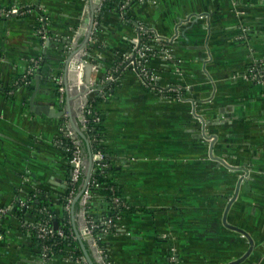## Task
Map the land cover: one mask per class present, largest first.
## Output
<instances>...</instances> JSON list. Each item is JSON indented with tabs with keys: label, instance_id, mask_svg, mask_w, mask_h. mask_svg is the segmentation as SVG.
I'll use <instances>...</instances> for the list:
<instances>
[{
	"label": "crops",
	"instance_id": "0c3cea01",
	"mask_svg": "<svg viewBox=\"0 0 264 264\" xmlns=\"http://www.w3.org/2000/svg\"><path fill=\"white\" fill-rule=\"evenodd\" d=\"M95 1L0 0L27 10L0 19V206L9 209L0 264H80L70 255L43 261L28 228L39 219L25 201L44 193L59 220L82 233L81 206L72 200L66 211L60 204L71 168L56 142L64 127H79L84 85L98 87L86 103L102 100L104 143L130 209L104 234L105 248L83 239L93 264H227L242 257L248 241L222 223L245 175L232 168L247 171L248 179L226 221L251 237L254 248L242 264L255 263L264 256V89L248 74L264 61V0H146L132 8L133 0H120L100 21L103 0ZM91 3L92 34L81 55L87 65L69 86L66 106L64 63L83 43L78 32ZM135 23L151 35L145 69L158 92L148 91L131 65L113 79L132 53ZM174 88L181 98L167 92ZM211 145L224 164L210 158ZM16 203L21 216L13 212ZM93 205L100 218L102 202Z\"/></svg>",
	"mask_w": 264,
	"mask_h": 264
},
{
	"label": "trees",
	"instance_id": "16d2710c",
	"mask_svg": "<svg viewBox=\"0 0 264 264\" xmlns=\"http://www.w3.org/2000/svg\"><path fill=\"white\" fill-rule=\"evenodd\" d=\"M120 0H103L101 6H100V11L98 14V21H100V17L105 12L106 10H113V9H118V5L120 4ZM119 2V3H118ZM141 3L139 0H133L132 3L130 4V8L139 6ZM125 18L131 23H134L133 15L130 12V9L127 8L123 11ZM136 22V21H135ZM144 39H142V42ZM149 43V40H146V44ZM102 101L98 97H94V99H89L86 103V107L91 109L92 112H95L97 114H100L97 111V104L98 102ZM93 115L88 116L89 122L87 123V126L85 129L83 128V123L80 121L79 124V129L82 132L84 139H80L79 137H76L74 143L77 144L81 151V158L82 160H85L87 157V150H89L91 157L94 154L101 153L103 156V161L99 164L93 163L92 164V169H91V174L89 178V185L90 186V193L92 195V200L87 207L88 211V216L91 217L96 223H100L103 219H111L112 223L120 217H124L127 215L130 211V209H127V206L124 204V197L122 196L121 190L116 184L115 181V175L117 174L115 168L111 165L110 163V157L108 155L107 147L105 145V137L103 133V127L100 124H94L92 122ZM65 128V127H64ZM63 128V129H64ZM93 128V130H91ZM93 139L95 141H93ZM59 141H61L62 148L63 150H68L64 151L65 158L67 162L71 158V152L75 146V144L69 139L65 137L64 130L61 133V136L59 138ZM84 180V171H82L78 182L75 185V191L74 195L72 197V200L74 197L77 195L79 192L81 185ZM70 192V187L67 189L65 193V197L63 200L60 202L62 208L68 204L67 197ZM117 197L120 200V203L116 205L113 202V198ZM95 201H100L102 202L103 205V213L101 217L99 218L96 213H95V207L93 203ZM25 205H27V211L29 213L33 212L37 214V219H41L44 217V215L39 214V210L41 208H46L47 211L50 214H53L56 216L57 223H58V228L63 229L65 234H68V229L72 228L70 227L69 224L64 225L62 221L59 220V215L56 211V208L54 206V203L50 201L49 198H46L44 193L42 194H37L35 197H30L28 200L25 201ZM76 207L80 206V200L77 201L75 204ZM24 208H20V205L16 203L13 208V212H15L18 216H21L23 214ZM64 217L65 212L61 213ZM58 217V218H57ZM113 231V229H110V231ZM3 232V228H2ZM103 234L101 233L100 230H96L93 232V237L96 239L97 244L99 247H106L105 243L103 242ZM52 246L55 244L53 248V255L54 256H61V255H70L71 258L75 261L78 260L80 264H85L81 262V259L83 258V254L78 246V242L73 240L72 238L67 239V240H60V239H53L51 241L47 242ZM258 264H264V257L261 259V261Z\"/></svg>",
	"mask_w": 264,
	"mask_h": 264
},
{
	"label": "built area",
	"instance_id": "2783aa9c",
	"mask_svg": "<svg viewBox=\"0 0 264 264\" xmlns=\"http://www.w3.org/2000/svg\"><path fill=\"white\" fill-rule=\"evenodd\" d=\"M141 3L146 2V0H139ZM25 13H27L26 9H23L21 7L17 6H0V19L4 17H11V16H23ZM138 31L136 34V37L133 38L132 40V48H131V57L133 54L136 56L135 59V69L133 71L136 73L138 79L144 84V86L148 89V91L151 92H158L159 89L156 87V78L153 76L148 75L146 69H145V63L148 60L149 57V52H150V47L149 43L146 44V40H151V35L144 29L143 27H137ZM39 34L43 37L44 34L42 31H39ZM142 39L144 41L142 42ZM132 67V64H130ZM37 64L36 62L32 63V67L28 69L27 75L30 76L33 74L34 70L36 69ZM248 78L250 79L251 82L259 84L262 86L264 89V61H258L254 63L248 74ZM62 91V88L60 89ZM91 92V91H90ZM89 92V93H90ZM168 93L174 94V97L179 99L181 98V89L180 88H174V89H169L167 90ZM1 93V92H0ZM93 115L92 122L94 124H100L102 121V118L100 114H97L95 112H92L91 109L87 108L86 105L82 108L81 116H82V123H83V128L87 126V123L89 122L88 116ZM65 137L69 138L73 143L76 139L75 135L69 128L65 127L64 129ZM93 130V128H91ZM93 141H95L93 139ZM75 146L71 152V158L68 161V164L70 165V176H69V187H70V192L67 197L68 204L65 206V210L69 211V205L72 202V197L74 195V189L75 185L79 180V177L82 173L83 169V160L81 158V151L79 147L77 146L76 143H74ZM56 146L64 151L62 148L61 141L56 142ZM103 161V156L101 153L94 154L92 156V163H101ZM90 186L89 183L87 184L80 200V206L82 209L83 217H84V227L82 229V235L87 236L90 238L93 237V232L96 230H100L101 233L104 235L107 233L110 229L113 227V223L111 219H103L99 224L96 223L91 217L88 216V211L87 207L89 206L91 200H92V195L90 193ZM113 202L118 205L120 203V200L117 197L113 198ZM21 206H23V203H21ZM9 209L3 206H0V239L3 236L2 232V220L3 218L7 215ZM40 215H44L36 225L31 224L28 226L31 231H34L36 234V238L40 244V249H41V256L43 261H48L50 258L53 256V248L55 244L50 246L48 244V241H51L53 239H60V240H67L72 238L74 240V234L71 229H68V234L66 235L63 229L57 228L54 229L53 227V221L54 217L53 214H50L46 208H41L39 210ZM69 223V222H68ZM67 223V224H68ZM64 224V225H67ZM94 245L96 246V252L99 256L103 257V251L98 248L96 242H94ZM78 261V260H77ZM82 263L84 262V259H81Z\"/></svg>",
	"mask_w": 264,
	"mask_h": 264
},
{
	"label": "water",
	"instance_id": "95a60500",
	"mask_svg": "<svg viewBox=\"0 0 264 264\" xmlns=\"http://www.w3.org/2000/svg\"><path fill=\"white\" fill-rule=\"evenodd\" d=\"M94 3L97 6L100 3V0H96ZM94 12H95L94 4L91 3L90 7H89V10H88V13L85 15V17H84V19L82 21L81 29L78 32V36H80V35L84 36L83 43L79 47H74L73 48V50L71 51V53H69V55H68V57H67V59H66V61L64 63L65 65H64L63 71H64V74H65V83H64V85H65V90H66V100H65L66 106H68L70 104L71 100H72V98L69 96V93H68L69 86L72 85V82L74 83V85H76L80 67L87 65L86 59L82 58L81 55L83 53V50H84L85 46L87 45L88 41L90 40V37H91V34H92V27H93V22H94ZM134 25L137 27L136 23ZM137 31H138V28H137ZM48 43H49V41H47L46 46L48 45ZM135 59H136V56L134 54L131 57H128L126 59V61L124 62L123 67L120 69L119 73H117L114 76L113 79L116 80L118 78L119 74L121 72H123L126 67L130 66V64H132V68L135 69ZM66 76H68V78H69V81L67 80L68 83H66ZM97 88L98 87L87 86V85H84V86L80 87L81 95L84 98L83 107L86 104V95L90 91L97 90ZM45 115L48 116L47 113ZM58 117L63 118L64 117V113L63 112L59 113ZM78 119L81 120L82 116H80ZM71 131L73 132L75 137H79L82 140L84 139V136H83L82 132L80 131V129L75 124H73V128L71 129ZM206 138L209 139V140H214L213 136H211V137L207 136ZM209 156H210L211 159H214L216 161H220L222 164H224L223 161H221L219 159H216V158H213V156H212V145L210 146ZM83 164H84L83 165L84 180H83V183L81 185V188H80L79 192L77 193V195L73 199V205L75 203H77V201L81 200V196H82V194H83V192H84V190H85V188H86V186L88 184L89 178H90V174H91V169H92V164L93 163H92V157H91V154H90L89 150H87V160L86 161L83 160ZM232 169H234L235 171L244 172L245 175L243 177H240V179L238 181V184L236 186L235 192H234V196L228 202V204L226 206V209H225L224 214H223L222 223H223L224 227L239 233L240 235L244 236L246 238V240L248 241L249 248L246 251V253L242 257H240L239 259L227 263V264H242V263L246 262L249 259L250 255L252 254V251H253V248H254V242L251 239V237L244 230H242V229H240L238 227H234V226L228 225L227 221H226V217H227V213L229 211L230 205L232 204V202L234 201V199L238 195V191H239L240 185L247 181L248 174H247V171H245L242 168H232ZM53 227H54V229L58 228V225H57L56 221H54ZM74 234L76 235V238H77V240H78V242H79V244H80V246L82 248V252H83L86 264H93V262L90 259L88 253L85 251V249L83 247V243H82L83 239H85V238L89 239L90 237L83 236L82 233L77 231L75 228H74ZM263 257L264 256H262L258 260V262L254 263V264H258Z\"/></svg>",
	"mask_w": 264,
	"mask_h": 264
},
{
	"label": "rangeland",
	"instance_id": "374dc122",
	"mask_svg": "<svg viewBox=\"0 0 264 264\" xmlns=\"http://www.w3.org/2000/svg\"><path fill=\"white\" fill-rule=\"evenodd\" d=\"M258 260H259V259H258ZM258 260H256V261H255V263H257V262H258ZM253 264H254V263H253Z\"/></svg>",
	"mask_w": 264,
	"mask_h": 264
}]
</instances>
